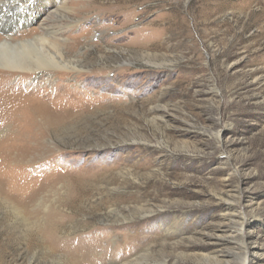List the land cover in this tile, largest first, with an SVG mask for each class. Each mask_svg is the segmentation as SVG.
<instances>
[{"label":"rangeland","instance_id":"374dc122","mask_svg":"<svg viewBox=\"0 0 264 264\" xmlns=\"http://www.w3.org/2000/svg\"><path fill=\"white\" fill-rule=\"evenodd\" d=\"M43 1L6 35L41 72L0 67V264H264V0Z\"/></svg>","mask_w":264,"mask_h":264},{"label":"bare ground","instance_id":"6f19581e","mask_svg":"<svg viewBox=\"0 0 264 264\" xmlns=\"http://www.w3.org/2000/svg\"><path fill=\"white\" fill-rule=\"evenodd\" d=\"M43 2V0H0V34L5 35L3 39H0V67L3 69L16 70L21 73L27 70L34 73L41 72L43 65L39 45L45 39L36 36L34 39L14 40L6 35L15 31L14 29L24 28L26 23L32 20H37L41 16V8H46V6L41 7ZM242 264H247V262L243 261Z\"/></svg>","mask_w":264,"mask_h":264}]
</instances>
